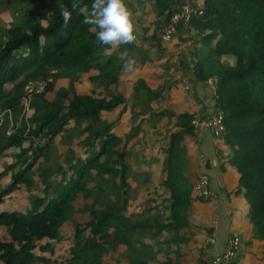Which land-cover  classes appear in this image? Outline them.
Returning a JSON list of instances; mask_svg holds the SVG:
<instances>
[{
  "label": "trees",
  "instance_id": "16d2710c",
  "mask_svg": "<svg viewBox=\"0 0 264 264\" xmlns=\"http://www.w3.org/2000/svg\"><path fill=\"white\" fill-rule=\"evenodd\" d=\"M21 2L0 0V6L20 18L18 25L0 32V111L5 121L0 126V158L11 149L22 150L17 155L21 169L0 189V204L20 184L31 190L34 170L43 190L24 212H0V226L10 239L0 241V264L47 263L37 253L51 251L48 242L61 240L79 196L90 201V219L73 224L72 263L101 264L103 254L124 248L129 264H150L156 252L145 241L151 240L158 251H165L160 264H211L212 246L198 237H212L213 227L193 224V205L210 202L197 195L188 159L194 114L163 106L155 111L166 87L151 89L141 78L132 84L129 96L110 93V87L119 84L124 62L131 59L139 67L153 62L152 53L162 50L172 17L186 3L194 14L176 23L171 39L191 42L188 60L198 83L215 81L213 99L224 126L220 140L231 149L227 164L238 175L233 193L242 194L247 205L250 243L264 242V0H126L139 25L141 45L117 49L99 44L94 26L83 23L92 0H80L66 27L61 8L71 10L72 0ZM28 3L33 6L26 7ZM43 8L50 16L45 17ZM223 56L233 57L234 63H223ZM91 71L97 72L88 77L94 88L79 94L76 84ZM63 78L67 87L55 90L56 81ZM29 84H42L43 89L30 94L32 113L20 122ZM95 86L102 90L96 92ZM126 112L131 114V127L119 137L113 126ZM104 114L115 121L103 119ZM9 117L15 130L8 136ZM147 123L151 129L144 130ZM142 137L150 151L158 150L152 159L159 176L156 183L152 171L135 173L126 160L128 144L133 141L141 151ZM57 138L67 149L58 155L61 162L49 164ZM28 153L30 157L21 161ZM5 174L0 172V182ZM146 184L149 208L128 213L135 191ZM36 248L39 252L34 253Z\"/></svg>",
  "mask_w": 264,
  "mask_h": 264
},
{
  "label": "crops",
  "instance_id": "0c3cea01",
  "mask_svg": "<svg viewBox=\"0 0 264 264\" xmlns=\"http://www.w3.org/2000/svg\"><path fill=\"white\" fill-rule=\"evenodd\" d=\"M134 17L135 15L133 14V18ZM149 19L151 21V17H149ZM190 48L191 42H182L178 37H173L171 41L163 40L162 50H157L153 53L156 58L159 54H165V56L169 55L171 58L166 57L168 59L173 58L170 62L168 73L171 80L168 81L166 80L167 78L164 79L163 74H161V72H164L163 68L166 64H161L159 62H162V60L166 58H157L159 64L155 74L161 83L155 88L151 87L148 83L147 85L154 90L160 87H166V90L163 92L164 100L162 101V103L166 102V104L161 103L163 108H167L178 114L189 112L194 114V117L197 118H211L218 113L215 109L213 99L215 81L210 80L206 83H198L195 80L192 74L191 64L188 60ZM106 53H109V51ZM221 61L226 64L234 63V59L229 56H223ZM95 74H97V72L91 71L87 75L89 77ZM183 79H186L189 83L190 91L188 92L184 91L181 85V80ZM57 82L60 83L61 86H58V88L55 86V90L66 88L68 85V80L65 78L59 79ZM76 88L78 91L77 84ZM25 113L28 116L32 112L28 109ZM117 135L123 137V134ZM219 145L220 148H218ZM231 155V149L222 139H214L212 135L205 130L195 132V137L188 146V159L191 163L192 172L196 180L202 173L208 175L210 189L217 194V198L210 202L193 205V212L195 215L193 224L195 225L196 223L202 227L207 224L212 225V237H215L217 240V244L211 247L212 254H219L222 252L227 238L234 236L239 238V240L241 239L240 241L243 243V246L247 248L248 253L251 255H256V253L264 255V242L250 243L251 227L248 224L247 218L248 208L242 194L233 193L237 187L238 175L234 167L227 164ZM232 209H234L235 212L239 211L241 213V222L235 218ZM243 219L246 220V222L243 221ZM239 222L241 226L235 227ZM233 227L235 228L234 230ZM194 229L197 231L195 227ZM198 240L200 242H207L208 239L204 236H199ZM262 263L264 264V256H262Z\"/></svg>",
  "mask_w": 264,
  "mask_h": 264
},
{
  "label": "rangeland",
  "instance_id": "374dc122",
  "mask_svg": "<svg viewBox=\"0 0 264 264\" xmlns=\"http://www.w3.org/2000/svg\"><path fill=\"white\" fill-rule=\"evenodd\" d=\"M21 4H23L27 0H21ZM186 1V0H185ZM32 3H28L26 7L30 8L32 7ZM37 7L35 6L34 10ZM14 9V8H13ZM42 13L45 15V17L50 16V13L48 12L47 9H41ZM20 21L19 16L13 17V14L9 12L5 6H0V32L2 33L5 30H8L10 27L18 25ZM45 24V22H44ZM142 33V32H140ZM127 51V50H126ZM118 52H116L117 54ZM137 57V56H136ZM166 57L171 58L169 55H166ZM153 62L146 63L145 65L139 67L138 65H133V70L126 72L124 71L121 74V78L119 81V84L117 87L111 86L110 87V93L111 94H116L121 92L124 96H129V93L131 92V87L132 84L139 78L146 80V82L153 88L157 87L161 81L158 79L156 76L155 72H157V66L159 63L161 64H166L165 67L163 68L164 72H161L163 74V78H167L166 80L170 81L171 77L169 76V67H170V62L172 59L166 58L165 60H162V62H159V60L155 57L154 53L152 54ZM233 58V57H231ZM159 62V63H158ZM126 62H124L125 64ZM81 79L77 83L78 87V92L79 94H88L90 91L94 88V85L90 83L88 79V75H82ZM170 83V82H169ZM168 83V84H169ZM37 85V84H36ZM33 85V86H36ZM42 86V85H41ZM56 88L58 86H61L60 83L56 81L55 83ZM96 92H100L102 89H99L97 86H95ZM49 99H52V95H48ZM166 104V102H163ZM162 103V104H163ZM155 111H160L162 109L161 102L158 103V105L154 106ZM9 115V114H8ZM140 116L139 118H141ZM11 117L8 118V125H7V130H6V135H10L14 129L13 123L10 119ZM27 119V114L22 112L20 118L18 121L21 122V120ZM130 118L131 114L129 112H126L116 123H114V132L116 134H123V136L128 132V128L130 127ZM103 119H106L108 122L115 121V118L104 114ZM138 120V118H137ZM4 117L2 111H0V126L3 127L5 124ZM19 126V125H18ZM151 126L150 123L143 125V129L146 130L148 127ZM0 127V128H1ZM17 128V127H16ZM146 138L142 137L140 140H142V146L140 148L141 151H137V146L133 145V141L128 144V149L130 150V156L126 158L127 162L130 164V168L133 172L137 173L139 171L141 172H147V171H152L153 172V180L156 182L159 181V176L157 174V166L154 163L152 159L157 156L158 150L157 148L153 151H150L148 147L146 146ZM220 140V138L216 139ZM60 139L57 138L54 140L53 144H51V156H50V162L49 164L53 161L56 160V162H61L60 159H58V155L66 151L67 147L66 145H63L59 143ZM75 143V142H74ZM27 147V144L22 147L25 149ZM220 148V145L218 146ZM76 152H78V149H74ZM134 150H136L134 152ZM22 150L18 149H11L9 151H6L4 153V156L0 158V172L5 171V177L2 179L0 182V189L3 188V186H6L7 184L10 183V180L13 175L18 173L21 169L22 163L20 161H17V155L21 152ZM144 152V155H143ZM30 157V153L26 154L21 161L27 160ZM144 159L145 163L142 161ZM39 162L41 164H46V162H43V159L40 158ZM11 165H16L15 168L11 169L10 171L7 172L9 167ZM47 166V164H46ZM35 169V167H34ZM33 169V170H34ZM38 171L34 170V175L32 179L35 181L34 185L32 186L31 190L25 187L24 184H20L16 190L10 195L6 196L4 198V201L1 202L0 204V212L1 211H21L24 212L29 208L30 202L32 198L35 197H42V192L43 190L42 185L40 184V179L38 177ZM143 178V177H142ZM150 194V184H146L145 186H142L135 191L134 196H136V200H133L132 202L128 203V206L126 207V210L128 213L135 212V211H142L145 208H149L150 203L147 199ZM88 202L90 201H84V199L79 196L78 200L73 204V211L70 212V219L67 221L61 231V240L59 241H50L48 242L49 245H52L51 251H46V252H39L38 248H36L33 252L40 254L37 256H42L44 257L48 262H41V261H33L30 264H74L72 261H70V249L72 247V234H73V224L75 222L79 223H85L90 219L88 209L86 208ZM232 212H234L235 218L237 220H242L241 213L235 212L234 209H232ZM243 221L246 222V220L243 219ZM241 222V221H240ZM240 222L238 225H235V227H240ZM235 228L233 227V230ZM193 230H195L193 228ZM162 238H160L161 240ZM209 239V237L207 238ZM241 240V239H240ZM0 241L1 242H9L10 239L8 237V234L4 227L0 226ZM147 244H149L154 253L153 256H151L150 264H160L163 262L165 255L162 252H165L164 250L158 251L157 247L153 244V241H145ZM163 249V248H162ZM157 250V251H156ZM258 251V250H257ZM129 252L125 250L124 248H118L116 250H113L109 253H105L101 256V264H129L127 260V255ZM237 256H238V261L239 264H263L262 263V254L256 253V255H251L248 253L247 248L243 246V243L241 242L240 247L237 251ZM215 257V256H214ZM212 257V259L214 258ZM78 264V263H77Z\"/></svg>",
  "mask_w": 264,
  "mask_h": 264
},
{
  "label": "clouds",
  "instance_id": "9594fccd",
  "mask_svg": "<svg viewBox=\"0 0 264 264\" xmlns=\"http://www.w3.org/2000/svg\"><path fill=\"white\" fill-rule=\"evenodd\" d=\"M79 4L80 0H72L71 10L68 7L61 8V17L65 27L71 19L72 11H75ZM83 23L94 26L98 43L109 46L110 49H117L121 45L136 42L138 39L137 34L140 31L139 25L133 18L132 10L126 4V0H92L90 8L84 15ZM134 63V60H127L124 64V71H132ZM39 85L42 84L30 86L36 90Z\"/></svg>",
  "mask_w": 264,
  "mask_h": 264
},
{
  "label": "built area",
  "instance_id": "2783aa9c",
  "mask_svg": "<svg viewBox=\"0 0 264 264\" xmlns=\"http://www.w3.org/2000/svg\"><path fill=\"white\" fill-rule=\"evenodd\" d=\"M194 14L193 9L190 7L188 3L183 5L181 9L172 17L171 24L166 28L163 40L170 41L171 35L175 31V25L178 21L183 20L187 22L191 15ZM200 14V12H199ZM134 45L139 47L141 45L140 38L134 42ZM181 85L184 91H190L189 83L186 79L181 80ZM42 89V86L39 85L36 90L30 85L25 87V93L28 95L27 99L24 101V111H28V101L30 98V94L35 91L39 92ZM9 113V112H8ZM192 126L195 132L208 131L214 139L221 138L224 133L223 119L222 113L218 111L217 115L211 118H197L194 117L192 120ZM195 191L199 197L203 199V201H213L217 198V194L210 189L209 186V177L206 173H202L195 184ZM207 243L211 246H215L217 244V240L215 237H211L207 240ZM240 240L237 237L230 238L226 241L225 249L223 253L215 254L214 258L211 260V264H239L237 251L240 247Z\"/></svg>",
  "mask_w": 264,
  "mask_h": 264
}]
</instances>
